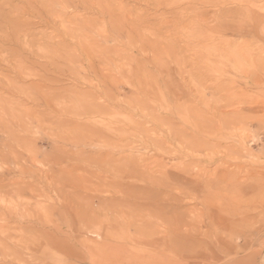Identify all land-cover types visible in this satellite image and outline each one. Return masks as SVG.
<instances>
[{"label": "rangeland", "instance_id": "rangeland-1", "mask_svg": "<svg viewBox=\"0 0 264 264\" xmlns=\"http://www.w3.org/2000/svg\"><path fill=\"white\" fill-rule=\"evenodd\" d=\"M82 2L0 0V105L13 110L6 120L41 122L29 135L16 123L14 138L0 133V178L46 195L26 190L14 210L0 206V264H260L264 0ZM95 107L101 116L92 118ZM91 119L107 121L110 144L83 145L91 135L74 126ZM98 149L107 161L94 160ZM51 157L71 166L89 197L71 199L75 216L36 206H58L38 179ZM22 209L38 217L22 219ZM37 213L62 220L57 246Z\"/></svg>", "mask_w": 264, "mask_h": 264}, {"label": "bare ground", "instance_id": "bare-ground-1", "mask_svg": "<svg viewBox=\"0 0 264 264\" xmlns=\"http://www.w3.org/2000/svg\"><path fill=\"white\" fill-rule=\"evenodd\" d=\"M67 1V0H66ZM83 2H84V0H83ZM83 2H82V4H83ZM60 5H62L63 7H65V6H67L66 5V2H60ZM72 25V24H71ZM129 71V70H128ZM133 71V70H132ZM132 74V73H131ZM112 80V79H111ZM103 81V80H102ZM2 101V100H1ZM33 101V100H32ZM6 102V101H5ZM3 105V104H2ZM8 107V106H7ZM4 108V106H3V108L1 107V105H0V108H1V111H0V133L1 134H3V135H5L6 136V138L8 137L9 139H11V138H14V135H16L17 133H18V130L19 129H21L25 134H28L29 132H36L37 131V129L39 128H41V127H39L40 125H41V122H39L40 123V125L39 126H35V125H37V123L36 124H34V126H32V125H28V124H26V121L25 122H23L22 121V119H21V121H18V119H17V121L15 122L16 124H17V127H18V130H17V133H13V131L15 130L14 129V121H10V120H6V119H10V117L12 118L11 120H13V117H12V114H14L13 113V110H11L9 107L8 108ZM95 108H97V107H95ZM94 108V109H95ZM100 108V107H99ZM99 116H101V112H100V110H98V108H97V110H95L94 111V113H93V115L91 116L92 118H94V117H99ZM100 119V118H99ZM102 119V118H101ZM38 120V119H37ZM39 121V120H38ZM99 123V124H98ZM68 124V123H67ZM82 124V123H81ZM78 124L77 126H74V128L76 127V128H78V130L79 129H81V130H79V131H87L88 133H90V135H91V139H89L88 141H86L85 143H83V145H86L87 147L88 146H93V145H98L99 143H101V145H103V146H106L107 144H110L109 143V140L110 139H108L107 138V134H106V130H107V127H108V123H107V121H100V120H93V119H91V124H89L88 123V126H87V124L86 125H84V124ZM14 125V126H13ZM38 127V128H37ZM65 127V126H64ZM63 127V128H64ZM71 127V126H70ZM33 128H35L36 130H34ZM57 128V127H56ZM109 128V127H108ZM75 130V129H74ZM85 131V132H86ZM118 131V130H117ZM39 132V131H38ZM80 132V133H81ZM108 132V131H107ZM53 133V132H52ZM23 134V133H22ZM25 134H23V135H25ZM58 134V133H57ZM61 134V133H60ZM83 134V133H82ZM19 135V134H18ZM29 135V134H28ZM26 136V135H25ZM71 136V135H70ZM18 137V136H17ZM23 138V139H20L19 140V144L20 145H22L21 143H23L24 144V146H22V148H24V150H27V152L28 151H30L31 153H33V155L31 154V159H33V161L34 162H36L37 164H40V165H45V162H43L41 159H38V153H39V151H38V149H36V148H31L30 146H29V144L30 145H33L31 142L32 141H28L29 139H31V138H29L28 140H27V138L25 139V137L24 136H22V135H19V137H18V139L19 138ZM55 137H57V136H55ZM59 137V136H58ZM89 137V136H88ZM66 138H67V136H66ZM90 138V137H89ZM60 139V138H59ZM75 139V138H74ZM14 140H16V139H13V141ZM52 140H58V138L56 139H52ZM73 140V139H72ZM71 140V141H72ZM119 140V139H118ZM65 140H63L62 139V142H64ZM69 141L70 140H68V142H65L66 144L67 143H69ZM78 141V140H77ZM2 142V141H1ZM5 142V141H4ZM26 142V143H25ZM60 142H61V140H60ZM73 142V141H72ZM72 142H70V143H72ZM6 143L7 142H5V143H0V145H4V146H6ZM56 143H58V142H56ZM75 143V142H74ZM9 144V143H8ZM7 144V145H8ZM63 144V143H62ZM76 145V144H75ZM101 145H99V146H101ZM115 147H116V151H118L117 153H118V158L119 157H122V153L121 152H123V151H121V139H120V141H117V140H115L114 141V144H113ZM15 146V145H14ZM13 146V147H14ZM28 146V147H27ZM34 146H35V143H34ZM33 146V147H34ZM1 147V146H0ZM9 147H12V146H10L9 145ZM12 147V148H13ZM17 147H19V146H17ZM30 148V149H29ZM55 148V147H54ZM67 148V147H66ZM65 148V149H66ZM96 148V147H95ZM99 148V147H98ZM1 149V148H0ZM3 149H5V148H3ZM9 149H11V148H9ZM18 149V148H17ZM58 149L60 150V148L58 147ZM22 150V149H21ZM56 150H57V148H56ZM58 150V151H59ZM61 150H63V149H61ZM13 151V150H12ZM66 151V150H65ZM15 152V151H14ZM49 152V151H48ZM48 152H46V153H48ZM63 152V151H62ZM95 152V159L94 160H96V162H105V161H107L108 159H109V155L111 154L108 150H106V151H101L100 149H98V151H94ZM59 152H57L56 153V155L58 154ZM61 154V153H60ZM63 154V153H62ZM93 154V153H92ZM18 156V154H15L14 156ZM28 155H30V154H28ZM27 155V156H28ZM51 155V154H50ZM54 155V154H53ZM52 155V156H53ZM64 155V154H63ZM11 156V155H10ZM26 156V155H25ZM93 156H94V154H93ZM0 157H1V159H3L2 158V153H0ZM47 157V156H46ZM7 158V157H6ZM13 158V157H12ZM16 158V157H15ZM20 158H22L21 156H20ZM50 158V157H49ZM51 158H53V157H51ZM57 157H55V158H53L51 161H50V164L48 165V168L47 169H45V171H44V173L42 172V170L40 171V175H41V178L38 176V179H42V181H43V183H44V185L49 189V191H51V192H53L54 193V198H52V200H54V202H56L57 204H58V206H52V205H46L45 203L43 204V201H41V200H39L36 204H38V205H36V204H34V205H36V206H38L39 208H40V210H42V211H46L47 212V214H48V212L50 211V210H53V209H58V208H60V209H62L63 211H65L66 213H68V214H70L71 216H75V211H77V209H76V206H74V204H72V203H74L73 201L76 199V198H89V197H87V196H83V195H81L80 193H79V190H78V186H77V179L75 178V176H74V173L75 172H73V171H70L71 169V166H70V168L69 169H62V165L63 164H60L61 162H59L58 161V159H56ZM63 158V157H62ZM65 158V160H67L66 159V157H64ZM123 158V157H122ZM24 159H25V157H24ZM30 159V158H29ZM45 159V158H44ZM61 159V158H60ZM90 159H92L91 157H90ZM16 160H17V158H16ZM62 160V159H61ZM93 160V159H92ZM91 160V161H92ZM30 161V160H29ZM22 162H23V160H22ZM21 162V163H22ZM16 163H18V161L16 162ZM19 163H20V161H19ZM19 163H18V165L17 166H19ZM25 163V162H24ZM7 164H9V163H7ZM23 164V163H22ZM21 164V165H22ZM67 165H69V164H67ZM23 166V165H22ZM63 166H65V164L63 165ZM73 166V165H72ZM76 166V165H75ZM15 166H13V168H14ZM28 167V166H27ZM45 167H46V165H45ZM16 168H18V167H16ZM15 168V169H16ZM26 168V167H25ZM65 168H66V166H65ZM76 168V167H75ZM73 169V168H72ZM6 171V174H9V177H10V173H11V171H10V168L9 167H7V169H5ZM12 170V169H11ZM17 170V169H16ZM25 169H24V166L23 167H20V169H18L17 171H19V175L21 176L22 174L25 176V174L24 173H27V172H25L24 171ZM29 170V168L27 169V171ZM30 170H31V168H30ZM17 171L15 172L16 174H17ZM4 172V173H5ZM8 172V173H7ZM29 173V172H28ZM38 174V173H37ZM97 174H98V172H97ZM30 175V174H29ZM33 175V174H32ZM32 175H30V176H32ZM2 177L4 176V175H1ZM34 176H35V174H34ZM0 178V206H1V208H3V209H5V211H7V213L8 212H10V211H12V210H14V208L11 210V207H14L16 204H15V202H16V198L18 197L19 198V196H21L26 190L27 191H30L31 192V194H32V196L34 195V196H36V197H45L46 195H45V193L43 192V190H38L37 192H36V189H35V187L33 188V187H31V184L29 183V182H26V181H22V183L21 184H19L20 183V181L18 180V181H15V180H13V181H9V179H7V177L4 179V178ZM18 179V178H17ZM21 180H23V179H21ZM33 180V179H32ZM41 181V180H40ZM32 182V181H31ZM33 184H34V182H33ZM119 184H120V186H122V184H124V182L121 180L120 182H119ZM38 185V184H37ZM39 186V185H38ZM42 186H43V184H42ZM65 186H70L71 187V189L69 188V189H64V187ZM36 188H37V186H36ZM121 188V187H120ZM38 189V188H37ZM42 189V188H41ZM118 189V188H117ZM90 190V189H89ZM93 190V189H92ZM91 190V191H92ZM94 190H96V189H94ZM65 191V192H64ZM30 192H28V193H30ZM120 192L122 193V190H120ZM26 193V192H25ZM24 193V194H25ZM100 195V194H99ZM35 197V198H36ZM69 198V199H68ZM73 201H72V200ZM66 202H65V201ZM67 200H69V201H67ZM37 201V200H36ZM72 201V202H71ZM94 201V200H93ZM31 203V202H30ZM29 203V204H30ZM66 203V204H65ZM85 203V202H84ZM87 203V202H86ZM15 204V205H14ZM76 205V204H75ZM16 207V206H15ZM23 207V206H22ZM26 207V206H25ZM35 207V206H34ZM82 207V206H81ZM88 207V206H87ZM27 208V207H26ZM33 209V208H32ZM23 210V209H22ZM31 210V209H30ZM15 211H17L18 212V210H15ZM24 211V210H23ZM23 211H21V212H23ZM38 211V210H37ZM36 210L35 211H30V212H32V213H30L29 211H27V210H25L23 213H24V215H22V214H18V216L20 217V218H22V219H27V218H35L37 215H36V212H37ZM58 211H60L59 209H58ZM57 211V212H58ZM21 212H19V213H21ZM40 212V211H39ZM50 212H52V211H50ZM49 212V213H50ZM54 212H55V210H54ZM53 212V213H54ZM15 213V212H14ZM59 214H60V212H58ZM58 213H57V215H58ZM5 214V213H4ZM11 213H9V215H10ZM12 214H13V212H12ZM17 214V213H16ZM39 216H40V214L41 213H37ZM63 214V213H62ZM3 215V214H2ZM13 215H15V214H13ZM54 215H55V213H54ZM56 215V216H57ZM90 215V214H89ZM7 216V215H6ZM47 216V215H46ZM48 216H52V215H48ZM45 217V218H43V217H39V218H37L36 220H38V222H40V223H47V224H49V225H52L53 226V228H54V233L53 234H49V235H52L53 236V238H51L50 236H46V238L47 237H50V240L51 239H53L51 242H52V245H55V246H57L58 245V243H59V241H57V239L55 238V233L56 232H60V231H62L60 228H59V226H58V224H59V222H60V219L58 220L59 222H57L56 223V221H57V219H55V220H52L53 218H55V217H53L52 219H50V217ZM2 217H4V215L2 216ZM1 217V218H2ZM13 217V216H12ZM38 217V216H37ZM57 217H59L60 218V216H57ZM56 217V218H57ZM1 218H0V220H1ZM7 219V218H6ZM40 219H43V220H40ZM8 220V219H7ZM52 220V221H51ZM11 221V220H10ZM13 221V220H12ZM4 222V221H3ZM16 222V221H15ZM30 223L32 222V221H29ZM37 222V223H38ZM61 222H62V220H61ZM60 222V223H61ZM5 223V222H4ZM121 223V222H120ZM3 224V223H2ZM2 224L0 225V229H1V227H2ZM6 224H7V222H6ZM28 224V223H27ZM62 224V223H61ZM5 225V224H4ZM9 225V224H8ZM18 225H20L19 223L17 224V225H15L16 227H18ZM26 225V224H25ZM29 225H32V223L31 224H29ZM29 225H26L27 227H29ZM66 225V224H65ZM67 225H68V223H67ZM104 225V224H103ZM6 226V225H5ZM15 227V228H16ZM27 227H26V229H27ZM32 227H34V226H32ZM32 227H30V228H32ZM30 228H29V230H30ZM104 228V227H103ZM10 229V228H9ZM39 229H42V228H39ZM71 229V228H70ZM6 230V229H5ZM28 230V229H27ZM34 230H38L37 228L36 229H34ZM34 230H32V231H34ZM44 230V229H43ZM51 230V229H50ZM67 230H69L68 228H67ZM38 231H41V230H38ZM45 231L46 232H49L48 230H46L45 229ZM103 231V230H102ZM7 232V231H6ZM30 232H31V230H30ZM35 232V231H34ZM50 232H52V231H50ZM33 233V232H32ZM35 233H38V232H35ZM43 233H44V231H43ZM6 234V233H5ZM12 234V233H11ZM23 234H24V232H23ZM29 234V233H28ZM31 234V233H30ZM29 234V235H30ZM48 234H45L44 233V235H48ZM63 234V233H62ZM102 234H103V232H102ZM28 235V236H29ZM32 235V234H31ZM30 235V236H31ZM37 235L38 234H36V235H34L35 237H37ZM41 235V233L38 235V237H41L40 236ZM60 235V234H59ZM11 236H13V235H11ZM10 236V237H11ZM23 236H25V234L23 235ZM0 237H2V236H0ZM3 237H6L7 238V236H4V234H3ZM15 237V236H14ZM13 237V238H14ZM32 237H33V235H32ZM35 237H33L34 239H35ZM65 237V236H64ZM6 238H4V239H6ZM16 238V237H15ZM20 238H22V236L20 237ZM23 238H25V243H26V246H27V248L29 247H31L30 245H32V243H30V240L32 241L33 239H31V238H28V237H23ZM8 239V238H7ZM6 239V241H7V243H8V240ZM18 239V238H17ZM40 239V238H39ZM64 239H66V238H64ZM24 240V239H23ZM4 241V240H3ZM47 241H48V239H47ZM65 241V240H64ZM64 241H63V243H64ZM10 243H12V241L10 240L9 241V245H12V244H10ZM17 243H18V241H17ZM19 243H20V241H19ZM49 243H50V241H49ZM23 244V243H22ZM38 244V243H37ZM62 243H60V245H61ZM14 245H16V244H14ZM18 245H21V244H18ZM63 245V244H62ZM68 245V244H67ZM17 246V245H16ZM34 246V245H33ZM37 246V245H36ZM50 246V245H49ZM64 246V245H63ZM62 246V247H63ZM20 247V246H19ZM33 248V247H32ZM35 248V247H34ZM51 248H53L52 246H51ZM55 248V247H54ZM61 248V247H60ZM24 249V248H23ZM56 249V248H55ZM29 250V249H28ZM60 250V249H59ZM258 250V248H254L253 249V251H254V253H256V251ZM31 253V252H30ZM34 253V252H33ZM17 254V253H16ZM38 254H39V252H38ZM259 256H261V261H260V264H262V261L264 260V250H262L261 252L259 251L258 253H257ZM29 255V254H28ZM32 256V255H31ZM33 257V256H32ZM253 257H254V255H253ZM38 260H39V258H37ZM41 259H43V258H41ZM24 260V259H23ZM36 260V259H35ZM24 261H26V260H24ZM42 261V260H41ZM27 264V263H26Z\"/></svg>", "mask_w": 264, "mask_h": 264}]
</instances>
